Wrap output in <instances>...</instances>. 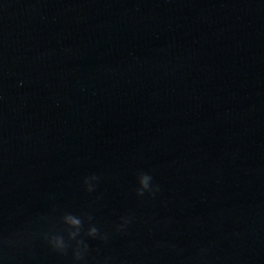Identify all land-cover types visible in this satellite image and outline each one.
Masks as SVG:
<instances>
[{"label":"water","instance_id":"water-1","mask_svg":"<svg viewBox=\"0 0 264 264\" xmlns=\"http://www.w3.org/2000/svg\"><path fill=\"white\" fill-rule=\"evenodd\" d=\"M0 261L264 264V0H0Z\"/></svg>","mask_w":264,"mask_h":264},{"label":"clouds","instance_id":"clouds-1","mask_svg":"<svg viewBox=\"0 0 264 264\" xmlns=\"http://www.w3.org/2000/svg\"><path fill=\"white\" fill-rule=\"evenodd\" d=\"M17 83L21 84L22 82L18 81ZM90 179H95V177L91 176V177H85L83 179V183L85 185L86 190H91L92 186L88 183ZM149 179L150 177L143 173L138 175L137 182L139 184V188H137L136 190L138 194H140L144 190H148L149 194H151L153 191L159 190L158 185H153L151 189L149 188ZM62 220L65 224L70 226H78L80 223L77 217L67 213L62 216ZM128 223H129L128 218H122V223L116 226L117 230L122 231ZM96 231L97 230L95 227L90 226L87 229V235L95 237ZM73 235H74L73 232L69 233L70 237ZM104 238H105L104 236L100 237L101 240H103ZM47 243L53 250L56 251H63V249L65 248L64 240L58 235L49 234L47 236ZM77 243L80 245V247L73 250V258L75 260H80L82 256V252L87 249V245L82 244L80 241H78ZM0 264H2V261H0Z\"/></svg>","mask_w":264,"mask_h":264}]
</instances>
